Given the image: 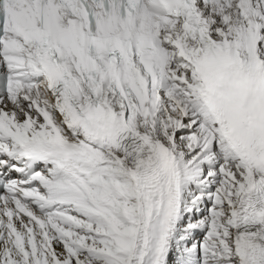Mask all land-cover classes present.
Wrapping results in <instances>:
<instances>
[{"label": "snow or ice", "instance_id": "obj_1", "mask_svg": "<svg viewBox=\"0 0 264 264\" xmlns=\"http://www.w3.org/2000/svg\"><path fill=\"white\" fill-rule=\"evenodd\" d=\"M0 264H264V0H0Z\"/></svg>", "mask_w": 264, "mask_h": 264}]
</instances>
